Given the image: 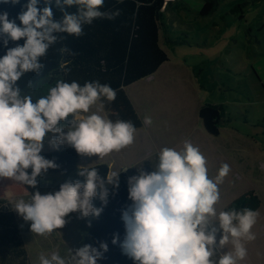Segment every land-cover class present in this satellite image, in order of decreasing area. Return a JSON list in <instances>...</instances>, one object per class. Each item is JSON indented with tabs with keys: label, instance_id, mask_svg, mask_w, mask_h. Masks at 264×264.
I'll list each match as a JSON object with an SVG mask.
<instances>
[{
	"label": "clouds",
	"instance_id": "9594fccd",
	"mask_svg": "<svg viewBox=\"0 0 264 264\" xmlns=\"http://www.w3.org/2000/svg\"><path fill=\"white\" fill-rule=\"evenodd\" d=\"M0 3L15 5L20 0ZM104 4L105 0H26L15 18L0 12V34L7 37L3 40L6 51L0 55V179L35 188L42 172L57 167L41 154L49 133L59 134L50 141L57 149L67 143L86 156L103 157L135 142L137 126L132 121L101 114L105 101H115L117 96L108 83L58 79L38 98L23 94L18 84L26 73L40 72L45 66L41 58L60 34L80 37L85 25L120 14L119 9L104 11ZM53 8L61 13L58 19ZM9 41L15 46L8 47ZM61 51L74 54L66 46ZM62 122H67V132ZM143 123L151 125L152 117L146 115ZM230 171L225 162L214 178L209 177L207 158L187 140L179 150L162 147L151 172L142 170L129 178L133 205L131 213H123L122 252L134 264H238L244 260L248 255L245 241L256 239L252 229L258 212L248 207L217 211L219 185ZM78 174L84 179L63 182L54 192L36 190L30 202L10 199L13 210L25 222L31 221L32 233L45 235L62 229L73 212L84 217L100 215L102 208L92 200L99 195L107 202L104 180L95 167H81ZM107 181L118 187L119 172L110 171ZM112 242L117 243V238ZM229 243L231 249L225 250ZM101 249L107 251V243L101 242L99 249L84 243L75 250L69 248L67 255L57 248L47 255L41 253L38 264H98Z\"/></svg>",
	"mask_w": 264,
	"mask_h": 264
},
{
	"label": "rangeland",
	"instance_id": "374dc122",
	"mask_svg": "<svg viewBox=\"0 0 264 264\" xmlns=\"http://www.w3.org/2000/svg\"><path fill=\"white\" fill-rule=\"evenodd\" d=\"M204 3L178 0L169 4L165 21L170 38L188 42L163 44L169 60L155 74L125 90L142 121L148 115L153 123H143L135 142L119 152L103 157L79 154V165L106 163L111 171L126 168L123 172L132 177L142 170L151 172L162 147L179 150L185 140L191 142L207 158L209 177L214 178L223 163L231 166L219 185L218 212L250 189L259 194L262 205L252 229L256 239L245 241L248 255L238 264H264V0H218L213 13L201 15ZM239 5L241 11H232ZM205 103L224 106L217 136L206 131L199 116L200 105ZM101 114L108 116L106 111ZM58 136L45 137L43 151L56 150L50 141ZM10 199L4 204L13 213L9 224L19 229L27 257L5 263L0 259V264H38L41 253L47 255L57 248L61 255L68 254L56 230L45 235L32 233L31 221L25 222L13 210ZM231 247L229 243L225 250Z\"/></svg>",
	"mask_w": 264,
	"mask_h": 264
},
{
	"label": "trees",
	"instance_id": "16d2710c",
	"mask_svg": "<svg viewBox=\"0 0 264 264\" xmlns=\"http://www.w3.org/2000/svg\"><path fill=\"white\" fill-rule=\"evenodd\" d=\"M163 2L164 0H105L104 11L113 12L119 9L120 14L113 19L99 18L91 25H85L84 34L80 37L60 34L61 38L48 49L46 56L41 58L45 66L40 72L26 73L18 81L22 93L32 95L34 98L46 95L48 88L54 86L58 79L69 82L77 80L81 84L89 80H99L101 83L110 84L117 92L115 101H105L108 116L113 120L118 118L130 120L137 126V130L140 129L143 125L142 118L124 88L151 75L168 60L167 52L160 45L162 33L166 43L188 42L187 39L172 41L170 38L169 25L165 21L166 9H162ZM25 3L26 0H20V3L15 5L0 3V12L7 11L10 19L15 18ZM217 5L218 0H205L201 15L213 13ZM236 8L232 11H241L242 5ZM69 11H75V8ZM53 12L58 19L61 15L59 10L53 8ZM17 23L20 21L17 20ZM6 38L4 34H0V55L6 51L3 46V40ZM19 43L22 44L23 39ZM13 46L15 42L9 41L8 47ZM64 46L74 54L62 52L61 48ZM65 61L68 62L66 67H61ZM199 116L209 134L214 136L220 134L225 116L222 104L201 105ZM63 127H68L67 122H62ZM51 134H47L46 137ZM41 154L54 160L57 167L50 168L46 173L42 172L37 177L38 185L35 188L9 178L0 179V259L3 263L27 257L19 229L9 224L13 220V213L4 206L7 200L12 197L31 199L36 190L41 194L54 192L63 182L84 179L78 174L82 167L79 165V154L71 145L62 149L42 151ZM93 167L98 170L108 190L106 203L99 195L92 200L95 207L102 208L100 215L89 214L84 217L79 211L70 213V218H66L68 223L57 230L61 232L65 244L72 250L84 243L92 244L98 249L101 242L107 243L108 249L107 251L101 249L103 254L98 259V264H134L121 248L126 235L123 213L125 211L131 213L133 205L129 198L130 176L127 172H119L120 182L116 187L107 181L110 172L108 164L88 166ZM261 205L259 194L250 189L236 197L226 210L248 207L258 211ZM114 237L117 238L115 244L112 242Z\"/></svg>",
	"mask_w": 264,
	"mask_h": 264
},
{
	"label": "crops",
	"instance_id": "0c3cea01",
	"mask_svg": "<svg viewBox=\"0 0 264 264\" xmlns=\"http://www.w3.org/2000/svg\"><path fill=\"white\" fill-rule=\"evenodd\" d=\"M178 0H176L175 2H177ZM169 6V5H168ZM168 6H167V8H168ZM166 8V9H167ZM163 44H167L166 42H164V34L162 33L161 34V42H160V45H161V47L165 50V48L163 47ZM166 51V50H165ZM168 54V53H167ZM168 60H169V56H168ZM168 60H166L165 62H167ZM165 62H163L160 66H159V68L154 72V73H152V74H155L159 69H160V67L165 63ZM151 74V75H152ZM151 75H149V76H151ZM149 76H146V77H149ZM146 77H143V78H141V79H139V80H137V81H135V82H133L132 84H134V83H137V82H139V81H141L142 79H144V78H146ZM132 84H130L129 86H131ZM129 86H126L124 89L126 90V88L127 87H129ZM127 92V91H126ZM129 96V95H128ZM130 99H131V97H130ZM132 101V100H131ZM132 103H133V101H132ZM133 105H134V103H133ZM201 106V105H200ZM135 107V106H134ZM136 109V108H135ZM106 111V110H105ZM199 111V110H198ZM107 112V111H106ZM138 112V111H137ZM139 114V113H138ZM141 117V116H140ZM163 125V124H162ZM141 128H143V125H142V127ZM140 128V129H141ZM139 130V129H138ZM43 151V150H42ZM110 167V166H109ZM110 171H111V169H110ZM124 171V170H123ZM122 171V172H123ZM125 172H127V174L129 173L128 171H125ZM130 176V175H129ZM131 177V176H130ZM56 232L57 233H59V235L61 236V238H62V234H61V232H58L57 230H56ZM62 241H63V238H62ZM64 242V241H63ZM64 244H65V242H64ZM65 246L66 247H68L66 244H65ZM69 249V248H68Z\"/></svg>",
	"mask_w": 264,
	"mask_h": 264
},
{
	"label": "built area",
	"instance_id": "2783aa9c",
	"mask_svg": "<svg viewBox=\"0 0 264 264\" xmlns=\"http://www.w3.org/2000/svg\"><path fill=\"white\" fill-rule=\"evenodd\" d=\"M176 0H164L163 2V6H162V9L165 10L167 8V6L171 3V2H174Z\"/></svg>",
	"mask_w": 264,
	"mask_h": 264
},
{
	"label": "water",
	"instance_id": "95a60500",
	"mask_svg": "<svg viewBox=\"0 0 264 264\" xmlns=\"http://www.w3.org/2000/svg\"><path fill=\"white\" fill-rule=\"evenodd\" d=\"M58 232H60L59 230H57ZM63 241H64V239H63Z\"/></svg>",
	"mask_w": 264,
	"mask_h": 264
}]
</instances>
